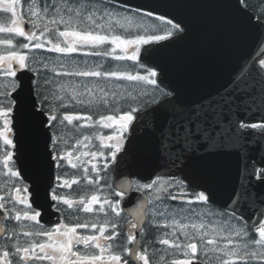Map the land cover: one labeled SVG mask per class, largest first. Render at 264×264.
<instances>
[{
	"label": "snow or ice",
	"instance_id": "snow-or-ice-1",
	"mask_svg": "<svg viewBox=\"0 0 264 264\" xmlns=\"http://www.w3.org/2000/svg\"><path fill=\"white\" fill-rule=\"evenodd\" d=\"M5 14L10 26L0 22V34L10 35L0 39L5 46L0 49L4 81L0 83V165L8 178L0 188L2 264H264V209L253 207L252 191V178L264 185V156L253 161L246 150L254 130L264 135V115L259 116V123L247 118L254 109L264 112V89L257 95L242 73L218 100L176 105L173 92L159 88L158 73L152 68L141 75L127 69L104 71L103 65L77 61L74 54L138 61L141 46L166 40L173 30L185 31L180 23L168 20L171 28L159 29L164 35L155 34L158 26L146 25L143 17L138 23L139 9L117 0H29L26 7L21 0H0V19ZM257 19L260 23L254 27L264 29V13ZM251 20L247 17L248 23ZM134 26L145 34L133 35ZM15 38L22 41L14 42ZM253 70L264 79V58ZM123 80L154 86L161 98L173 104L167 121L153 129L157 153L166 167L183 165L202 151L240 155L246 176L230 204L213 210L210 205L216 202L208 188L189 195L191 181L187 176L177 179L174 173L157 174L145 183L129 182L130 189L148 196L129 212L132 219L124 225L126 240H120L126 192L101 184L100 173L109 167V160L116 161L126 151V134L139 114L160 104L147 90L136 95L121 91L124 86L117 81ZM147 96L151 98L142 99ZM122 101L127 102V109L120 107ZM101 108L112 114L94 119ZM26 116L42 135L45 147L50 145L55 167L82 169L93 191L78 199L63 194L61 189L80 181L79 177L70 180L63 172L55 177L50 193L45 192L44 202H39V193L23 183L13 160L18 126ZM95 125L112 131L96 136L101 143L92 150L93 137L81 130ZM260 199L264 204V197ZM49 206L61 219L46 226L42 213ZM81 213L90 215L82 217ZM145 224L157 230L154 241L145 243Z\"/></svg>",
	"mask_w": 264,
	"mask_h": 264
},
{
	"label": "water",
	"instance_id": "water-1",
	"mask_svg": "<svg viewBox=\"0 0 264 264\" xmlns=\"http://www.w3.org/2000/svg\"><path fill=\"white\" fill-rule=\"evenodd\" d=\"M117 1L166 16L185 29L166 40L144 45L140 52V62L156 69L159 83L173 92V104L196 106L209 98L218 100L242 73L249 74V83L257 95L264 89V79L253 70L259 67L257 59L264 55V29L254 27L260 21L241 0L239 8L237 0ZM249 16L251 23L247 21ZM173 104L162 99L160 104L139 114L131 127L126 151L117 156L115 186L131 194L123 204L127 213L134 211L144 199L128 187L133 177L148 182L157 174L187 176L193 187L208 188L215 204L222 206L230 204V197L246 176L239 154L211 150L191 155L183 165L166 167L157 153L153 129L167 121ZM261 115L264 112L254 109L247 118L250 122L260 121ZM18 128L15 158L22 175L31 183L33 192L39 193V202L43 203L45 192H50L54 179L55 163L49 155L50 145L45 147L44 139L30 117L26 116ZM246 150L253 161L264 156V135L254 130ZM252 179L256 197L253 207L264 209L260 199L264 197V185ZM48 204H52L50 196ZM50 212L49 206L42 219H47ZM250 212L251 209L246 215ZM257 215L252 218L256 219Z\"/></svg>",
	"mask_w": 264,
	"mask_h": 264
},
{
	"label": "trees",
	"instance_id": "trees-1",
	"mask_svg": "<svg viewBox=\"0 0 264 264\" xmlns=\"http://www.w3.org/2000/svg\"><path fill=\"white\" fill-rule=\"evenodd\" d=\"M244 3L250 7L252 10H254L259 16L264 13V0H244ZM132 9V8H131ZM144 12L139 11V17L137 18V22H140V17H143V23L149 26H158V29L155 31V34L163 35L165 34L164 31L159 29L168 28L170 29L171 26L166 24L167 20H159L155 16L148 17L144 15ZM7 26L10 24V22L7 20ZM131 33L133 35L135 34H145L144 30L142 28L138 27H132L130 29ZM175 30H173L174 32ZM148 34H152V31L150 30ZM16 41H22V38H18ZM14 41V42H16ZM111 47V46H109ZM117 53L119 54V49L117 50ZM97 64L103 65L104 71H110V70H124L127 69L131 71L133 74L136 72H139L141 75H146L145 67L141 68L138 61H130V60H116L113 57H98ZM123 83V88L127 87V90H132L133 95L138 94L141 90H147L150 94H157L155 96L160 97L158 89H155L154 86H150L143 83H136V82H129L126 80L123 81H117V83ZM143 84V86H142ZM160 88V87H159ZM162 89V88H160ZM164 90V89H163ZM165 91V90H164ZM151 96L142 97V99H150ZM134 106V105H133Z\"/></svg>",
	"mask_w": 264,
	"mask_h": 264
},
{
	"label": "flooded vegetation",
	"instance_id": "flooded-vegetation-1",
	"mask_svg": "<svg viewBox=\"0 0 264 264\" xmlns=\"http://www.w3.org/2000/svg\"><path fill=\"white\" fill-rule=\"evenodd\" d=\"M2 173H3L2 172V169H0V188H2L3 181L6 180V176H4ZM100 175L103 177V179H106L107 180V182L105 184H109V182H111L112 172H111L110 167H108V171L102 172V173H100ZM198 191H200V190L194 188V192H198ZM0 194H1V191H0ZM64 194L68 195L70 198H76V199H78L80 195L84 194V187H83V185L81 183V180L79 181L78 184L73 185V191H67ZM201 207H202V205H201ZM210 207H212L213 210H216V209L219 208V207L213 206V205H210ZM81 216L84 217L85 215L83 213H81ZM69 222H72V221H69ZM154 230L155 229H152L150 226H148L147 224H145V233H146L145 238H144L145 243H147L148 241H154L155 240V239H152V236L155 237ZM78 231L84 233L86 230L80 229ZM125 233H126V228L122 229L121 235L123 237H125ZM156 247H158V245H156ZM150 252H151V250H150ZM0 264H2V261H0Z\"/></svg>",
	"mask_w": 264,
	"mask_h": 264
},
{
	"label": "rangeland",
	"instance_id": "rangeland-1",
	"mask_svg": "<svg viewBox=\"0 0 264 264\" xmlns=\"http://www.w3.org/2000/svg\"><path fill=\"white\" fill-rule=\"evenodd\" d=\"M4 81H3V79H2V77H0V83H3ZM119 83V82H118ZM120 84H123V83H120ZM144 84V83H143ZM143 84H142V86H143ZM124 89H127V87L126 88H124ZM132 91V90H131ZM0 152H2V147H0ZM68 178V177H67ZM62 193H64L65 191L63 190V189H61L60 190ZM84 214V213H83ZM85 216L84 217H86V216H89L90 214H84Z\"/></svg>",
	"mask_w": 264,
	"mask_h": 264
}]
</instances>
